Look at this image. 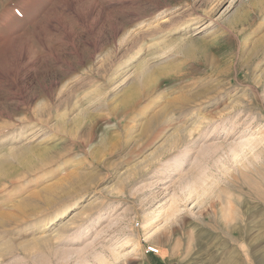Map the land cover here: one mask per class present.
Returning a JSON list of instances; mask_svg holds the SVG:
<instances>
[{
  "label": "rangeland",
  "instance_id": "rangeland-1",
  "mask_svg": "<svg viewBox=\"0 0 264 264\" xmlns=\"http://www.w3.org/2000/svg\"><path fill=\"white\" fill-rule=\"evenodd\" d=\"M263 261L264 0H0V264Z\"/></svg>",
  "mask_w": 264,
  "mask_h": 264
},
{
  "label": "bare ground",
  "instance_id": "bare-ground-1",
  "mask_svg": "<svg viewBox=\"0 0 264 264\" xmlns=\"http://www.w3.org/2000/svg\"><path fill=\"white\" fill-rule=\"evenodd\" d=\"M183 50V49H182ZM142 75H144L146 72L145 71H141L140 72ZM78 215V212H76V211H73L72 213H71V215H70V219H72V218H74L75 216H77ZM76 218V217H75ZM69 219V220H70ZM44 221V220H43ZM53 221H55V219H52V221L51 222H53ZM16 224V223H15ZM72 224V223H71ZM73 224H74V222H73ZM78 224V223H77ZM56 230V229H55ZM54 230V231H55ZM60 236H62L61 234H59L58 236H57V238H59ZM56 237V236H55ZM263 263H264V261H263Z\"/></svg>",
  "mask_w": 264,
  "mask_h": 264
},
{
  "label": "built area",
  "instance_id": "built-area-1",
  "mask_svg": "<svg viewBox=\"0 0 264 264\" xmlns=\"http://www.w3.org/2000/svg\"><path fill=\"white\" fill-rule=\"evenodd\" d=\"M146 253H147V254H157L158 251H157L155 248L148 247V248L146 249Z\"/></svg>",
  "mask_w": 264,
  "mask_h": 264
}]
</instances>
